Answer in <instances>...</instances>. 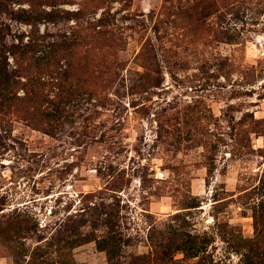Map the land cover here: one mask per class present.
Here are the masks:
<instances>
[{
  "label": "rangeland",
  "instance_id": "374dc122",
  "mask_svg": "<svg viewBox=\"0 0 264 264\" xmlns=\"http://www.w3.org/2000/svg\"><path fill=\"white\" fill-rule=\"evenodd\" d=\"M0 72V264H264V0H0Z\"/></svg>",
  "mask_w": 264,
  "mask_h": 264
},
{
  "label": "trees",
  "instance_id": "16d2710c",
  "mask_svg": "<svg viewBox=\"0 0 264 264\" xmlns=\"http://www.w3.org/2000/svg\"><path fill=\"white\" fill-rule=\"evenodd\" d=\"M3 73V72H2ZM0 75H1V72H0ZM4 75V74H3Z\"/></svg>",
  "mask_w": 264,
  "mask_h": 264
}]
</instances>
